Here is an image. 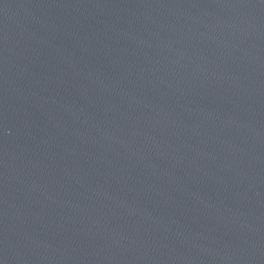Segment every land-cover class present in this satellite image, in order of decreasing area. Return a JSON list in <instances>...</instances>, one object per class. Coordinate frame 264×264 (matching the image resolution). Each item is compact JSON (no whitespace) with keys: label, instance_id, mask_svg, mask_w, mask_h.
Returning <instances> with one entry per match:
<instances>
[{"label":"water","instance_id":"obj_1","mask_svg":"<svg viewBox=\"0 0 264 264\" xmlns=\"http://www.w3.org/2000/svg\"><path fill=\"white\" fill-rule=\"evenodd\" d=\"M0 264H264V0H0Z\"/></svg>","mask_w":264,"mask_h":264}]
</instances>
